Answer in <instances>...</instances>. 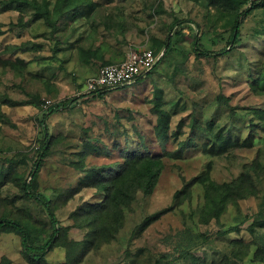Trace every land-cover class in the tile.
I'll list each match as a JSON object with an SVG mask.
<instances>
[{"label": "rangeland", "instance_id": "obj_1", "mask_svg": "<svg viewBox=\"0 0 264 264\" xmlns=\"http://www.w3.org/2000/svg\"><path fill=\"white\" fill-rule=\"evenodd\" d=\"M91 1L100 5L93 16L95 23L118 10L124 13L122 23L128 44L115 55L117 62L126 57L127 50L155 49L165 39L175 19L187 22L172 31L174 50L150 76L102 97H93L83 95V85L98 72L101 63L81 64L76 50L65 44L72 43L87 29L84 20L68 23L52 33L42 20L30 22L31 10H0V210L23 220L32 228L37 242L46 240L49 234L47 213L41 205L23 197L18 184L28 177L37 157L43 138V114L56 109L47 115L44 123L57 142L43 160L35 183L36 192L50 201L62 229L61 246L47 254V264H149L161 254L168 256L170 264H191L186 251L207 263L220 261L222 253H228L226 247L230 240L250 241L245 228L255 219L264 199V122L257 113L253 114L254 110L264 111V95L251 90L245 60V57L251 61L257 59L259 51L264 49V14L255 10L249 15L242 28L241 43L231 53L217 59L197 58L192 46L195 35H200L196 24L200 25L204 47L216 52L227 46L228 18L215 8L194 0ZM154 9L158 13L155 14ZM99 25L100 33L103 26ZM24 42L40 47L34 52L17 54L28 64L21 75H16L10 68H3L1 62L2 59L13 61L11 50ZM220 96L228 98L227 105L218 102ZM47 100L51 103L46 108ZM155 100L172 114L170 132L176 131L179 122H183L178 141L171 136L164 148L153 130ZM230 107L237 112L234 117ZM193 115L200 118V124L215 121L223 133L232 130L241 141L247 136L250 121L263 128L257 129V142L253 147H231L221 157L205 154L201 144L206 140L197 133V148L185 150L178 160L162 158L163 170L152 193L147 196L138 193L117 225H110L105 219L99 221L108 242L88 245L92 228L87 219L80 217V209L86 203L100 201L102 195L95 188L65 194L83 176L78 165L86 145H97L108 153L97 155L95 150L87 154L82 169L120 163L118 150L140 140L152 154H161L163 149L174 151L179 141L187 139ZM254 161L259 165L255 171L260 178L259 198L228 206L218 223L215 219L201 223L203 193L200 186L193 185L190 194L182 200L174 198L184 183L208 170L212 180L228 182ZM11 169L14 171L10 172ZM163 211L148 226H143L145 219ZM205 215L213 218L215 211L208 208ZM248 215L251 219L245 218ZM241 223L245 224L239 233L215 235L218 230ZM202 235L207 236L206 241ZM69 246L80 249L68 257L66 247ZM80 251L84 254L75 261ZM250 258L236 264H258ZM0 264H28L21 255L16 234L0 236Z\"/></svg>", "mask_w": 264, "mask_h": 264}, {"label": "trees", "instance_id": "obj_2", "mask_svg": "<svg viewBox=\"0 0 264 264\" xmlns=\"http://www.w3.org/2000/svg\"><path fill=\"white\" fill-rule=\"evenodd\" d=\"M194 1L207 7H213L218 13H224L227 15L229 25L227 46L220 51L215 52L203 46V34L200 25L196 24L197 32H199L200 35H195L192 46L194 55L197 58L217 59L220 56H225L231 53L238 48L241 43L242 28L249 15L255 10H261L264 14V0ZM99 8V3L91 0H0L1 11H7L10 9L19 11L31 10L30 22L42 20L52 33L58 31L61 26L64 27L68 23L84 20V24H87V29L78 34L72 43L65 44L68 45L69 49L76 50L78 61L81 64L87 65L99 61L101 66H104L113 64L114 62L118 63L114 57L116 54L122 52L121 50L123 47L125 48L127 46L128 37L125 26L122 23L124 13H122L121 10H118L114 14L111 13L105 16V19L102 22L95 23L93 16ZM153 12L156 14L158 13V10L154 9ZM112 14L114 18H112ZM118 18L121 20H116ZM184 22H187V20L175 19L171 23L168 27V33L165 39L162 42L160 41L155 49H152L154 54L162 52L163 54L161 58L151 70L137 77L135 84L142 82L145 78L150 76L152 71L156 69L164 57L168 54H172L174 50L172 47V34L174 33H172V31ZM99 24L103 26L100 33L98 32ZM175 33L177 34L178 31H175ZM97 43L99 44L97 45ZM39 47V45L31 42H24L15 46L11 50L15 59L13 61L11 59H2L1 64L3 68L8 67L16 75H21L28 64V61L25 58L19 57L17 54L34 52L37 51ZM58 50H60V48L54 49L55 52ZM128 53L129 51L127 50L124 57L127 56ZM258 54L259 57L252 61L245 57L247 62L246 67L248 69L247 77L250 80L251 90L264 95V49L260 50ZM125 58L120 60L123 61ZM121 88L126 87L96 90L83 95L102 97L103 94L109 91ZM217 100L221 104H228V98L220 96ZM12 104L17 103L12 102ZM161 104L162 103L159 100H155L153 105V112L156 115V124L154 125L153 130L156 139L160 142L159 144L164 148L165 142L169 137L172 136L178 141V137L181 135L180 129L182 128L183 122H179L176 131L170 132L172 114H170L165 108L163 109V104ZM55 110L56 109H51V111L43 114L41 121V124H43L42 143L37 157L28 172V177L22 179L18 184V189L23 197L35 201L37 204L41 205L47 213L49 234L46 240L43 243L37 242L36 237L33 236L32 228L27 226L23 220L12 218L9 212L0 210V236L3 233H12L19 236L21 255L28 264H47V254L54 248L61 246L60 239L62 236V229L59 226V222L55 216L50 201L35 190L36 178L42 167L43 160L49 156L52 147L57 142V139L50 134L47 125L44 123L47 115ZM230 111L233 117L237 113H234L235 108L230 107ZM256 113L259 116V119L264 122V111L254 110L253 114ZM199 120L200 118L193 115L187 139L179 141L177 143V148L174 151L163 149L161 154H152L144 142L140 140L139 143H134V145L131 146L127 144L125 147L120 148L118 153L121 162L106 167L82 169L83 158L87 154L92 153L95 150L97 155L101 152H105V154L108 153L106 149H100L97 145H86V150L81 153V161L80 165H78L80 173H82L83 176L79 179L76 186L65 191V194L68 196L73 195L84 188H95L102 195L100 201L86 203L80 209V217L87 219L88 224H90L92 228V233L90 235L91 239L87 243L88 245H91L94 242H108V240L104 239L105 233L101 231L99 221L105 219L110 225H117L130 208L138 193H141L144 196L152 193L158 177L163 170L162 158L167 157L178 160L182 158L185 150L197 148L198 144L195 142L197 133L206 140L201 144L203 152L211 157H221L231 147H253L254 143L257 142V129L263 128V125L250 121L251 123H248L249 129L247 136L241 141L239 140V136L237 134L233 135V131L230 129H228V132L223 133L222 129H219L220 127L215 124V121H207L205 124H200ZM216 130L218 131L214 133ZM114 148L118 149V146L114 145ZM258 167V163L254 161L249 165H245V169L236 178L221 183L212 180L208 170L203 175L194 177L189 182L184 183L183 189L177 191L174 198L182 200L184 196L190 194V189L193 185L200 186L203 193V207L200 210L201 223H208L211 219H215L218 223L220 216L228 206H236L239 201L252 197L259 198L260 193L258 192V185L260 184V178L255 174ZM209 169H211L210 166ZM12 171L14 170L11 169L10 172ZM8 178L9 177L7 176L6 181H8ZM261 200H263V202L259 204L255 219L251 220L249 225L245 228L251 237L250 241H245L242 238L230 240L226 247L228 253H222V259L217 262L210 261V263H207L206 260L201 261L199 258L191 255L189 251H186L191 257V264H236L243 262L249 258V256H251V261L258 264H264V199ZM208 208L215 211V216L213 218H209L205 215ZM162 213H164V211L145 219L143 226H148ZM245 218L251 219V216L248 215ZM243 224L245 223H241L236 227H231L223 231L218 230L215 235L224 236L232 232L239 233L243 228ZM202 236L203 241H206L205 238H207V236ZM77 245L79 244L77 243ZM66 248L68 257L80 249V247L73 248L72 246ZM83 254L84 252L80 251L75 261L80 259V257L82 258ZM153 260L154 261L149 264H170L166 254H161Z\"/></svg>", "mask_w": 264, "mask_h": 264}, {"label": "built area", "instance_id": "obj_3", "mask_svg": "<svg viewBox=\"0 0 264 264\" xmlns=\"http://www.w3.org/2000/svg\"><path fill=\"white\" fill-rule=\"evenodd\" d=\"M152 50L129 51L126 58L118 63L101 66L95 75L88 77L83 85V94L96 90L127 87L136 83L137 77L153 68L162 56ZM50 101H45L46 108Z\"/></svg>", "mask_w": 264, "mask_h": 264}, {"label": "crops", "instance_id": "obj_4", "mask_svg": "<svg viewBox=\"0 0 264 264\" xmlns=\"http://www.w3.org/2000/svg\"><path fill=\"white\" fill-rule=\"evenodd\" d=\"M99 43H97V45H98ZM130 46V45H129ZM84 65V64H83Z\"/></svg>", "mask_w": 264, "mask_h": 264}]
</instances>
